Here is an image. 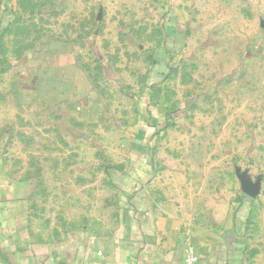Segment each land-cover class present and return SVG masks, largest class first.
<instances>
[{
	"label": "rangeland",
	"instance_id": "obj_1",
	"mask_svg": "<svg viewBox=\"0 0 264 264\" xmlns=\"http://www.w3.org/2000/svg\"><path fill=\"white\" fill-rule=\"evenodd\" d=\"M36 1L24 0V4L31 10L36 8ZM41 3L38 9L44 10L39 15L43 18L35 19L36 27L28 29L34 54L44 58L42 53L53 44L52 40L60 38L64 43L55 44L61 58L67 59L63 57L67 54V61H71L84 55L86 62L103 69H98L101 74L96 75L101 84L97 91L101 103L96 106V131L87 129L89 120L84 119V124L78 120L82 124L79 133L90 138L88 143L79 138L80 147L76 148L77 157L85 161L28 163L24 134L33 139L29 151L34 152L40 149L37 145L42 127L41 117L31 114L27 106H39L40 99L32 97L34 94L21 100L7 99L1 108V126L13 123L18 130L12 132L16 134L2 150L7 168L17 177L28 169L39 181L33 198L35 232L57 240L94 219H110V211L104 207L105 196H97L94 211L89 210L95 204L94 197L73 194L74 180L72 175L67 178L69 171L84 174L85 187L89 176L96 177L98 187L102 181H111L116 192L121 185L131 186L128 175L125 179L116 177L143 166L135 158L141 152L130 144L140 142L135 137L137 128L147 123L160 128L154 156L146 166L150 172H182L181 181L194 188L211 189L219 182L225 188V202L236 198L239 189L241 204H248L249 196L241 188L250 185L256 189V197L251 199L249 211L241 216L259 232L264 225V0ZM5 14L6 19H12V13ZM109 79L115 84L127 82L128 97L121 98ZM143 85L145 94L141 92ZM149 87L159 89L162 106L146 95ZM52 89L50 83H45L38 90ZM46 96L47 103L58 101L55 94ZM54 122L49 119V124ZM46 135L56 133L48 131ZM65 140L70 142L65 154L71 155L72 140L67 134ZM93 157L89 163L87 160ZM41 169L48 176L43 179L45 188L54 192L49 196L40 193ZM102 172L106 179H101ZM171 181L174 183V179ZM171 181L161 179V185L170 186ZM63 182L65 185L57 186ZM116 192L107 196L113 205L123 198ZM111 213L112 227L101 222L86 229L99 235L114 230L119 210Z\"/></svg>",
	"mask_w": 264,
	"mask_h": 264
},
{
	"label": "crops",
	"instance_id": "obj_2",
	"mask_svg": "<svg viewBox=\"0 0 264 264\" xmlns=\"http://www.w3.org/2000/svg\"><path fill=\"white\" fill-rule=\"evenodd\" d=\"M11 5L13 12L9 10ZM41 5V0H37L36 8L28 10L24 0H9L8 4L7 0H0V122L1 108L7 99L21 100L34 94L32 97L39 98L40 105L27 107L31 114L41 117L42 129L37 145L40 149L36 148L34 152L29 151L33 139L24 134L28 163H79L85 161L76 155L79 152L76 148L80 147L79 138L87 143L90 138L79 133L82 124L78 120L82 123L84 119L89 120L87 129L96 131V106L101 103L97 96V91L101 90L98 85L101 84L96 75L101 74L99 71L103 68L98 66L97 71V66L86 62L84 55L71 61H67V54L63 56L67 59L61 58L62 53L55 44L64 43L60 38L52 40L53 44L42 53L44 58L34 54V48L28 42V29L29 26L36 27L35 19L42 20L39 15L45 12L38 9ZM6 12L13 14L12 19H6ZM109 81L121 98L128 97L127 82L115 84L113 80ZM45 83H50L53 89L39 91ZM150 87L146 95L153 100L151 102L162 106L159 89ZM141 92L146 93V86L141 87ZM52 94L58 101L47 103L46 95ZM50 118L55 122L49 124ZM24 125L27 126V122ZM139 127L135 137L140 142L130 146L141 152L135 158L143 166L135 172H125L123 176L116 177L125 179L128 175L132 180L129 187L119 186L117 192L123 198L118 204L113 205L112 198L107 199L117 189L113 190L111 181H102L98 187L96 177L90 179L89 176L90 181L85 187L87 178L84 174L69 171L71 174L67 177L69 179L72 175L74 180L73 194L94 197L95 204L89 210L96 211L98 195L105 196L104 207L110 211V219L111 212L119 210L116 228L102 235L96 234L86 228L97 223L101 225V222L112 227L114 223L107 218L94 219L81 229L54 240L34 230L33 198L38 193L39 181L28 169L23 176L17 177L7 168L2 150L6 147L5 142L16 134L12 132L18 130L13 123L9 126L0 124V264H184L191 250L198 256V264H264V225L257 232L254 224L241 216L242 212L249 211L251 199L256 196L248 194L243 187L242 192L249 196L248 204H241L239 189L236 198L225 202V188L219 182L211 189L194 188L184 185L182 172H150L146 166L154 156L152 151L160 128L150 123ZM48 131H54L56 135L48 137ZM66 134L72 140L74 150L71 155L75 158L65 154V147L70 143L65 140ZM87 161L91 163L94 157ZM47 177L42 171L41 196L54 193L44 186L43 179ZM106 178V173L102 172L101 179ZM165 178L174 179V183L171 181L170 186H162L161 179ZM61 184L65 185L63 182L57 186Z\"/></svg>",
	"mask_w": 264,
	"mask_h": 264
},
{
	"label": "built area",
	"instance_id": "obj_3",
	"mask_svg": "<svg viewBox=\"0 0 264 264\" xmlns=\"http://www.w3.org/2000/svg\"><path fill=\"white\" fill-rule=\"evenodd\" d=\"M198 256L194 250H191L186 258L184 264H198Z\"/></svg>",
	"mask_w": 264,
	"mask_h": 264
},
{
	"label": "water",
	"instance_id": "obj_4",
	"mask_svg": "<svg viewBox=\"0 0 264 264\" xmlns=\"http://www.w3.org/2000/svg\"><path fill=\"white\" fill-rule=\"evenodd\" d=\"M244 184V183H243ZM244 190L248 193V194H250L251 196H256V189H251V186L250 185H244Z\"/></svg>",
	"mask_w": 264,
	"mask_h": 264
},
{
	"label": "trees",
	"instance_id": "obj_5",
	"mask_svg": "<svg viewBox=\"0 0 264 264\" xmlns=\"http://www.w3.org/2000/svg\"><path fill=\"white\" fill-rule=\"evenodd\" d=\"M9 3V0H7V4ZM8 7V5H6V8Z\"/></svg>",
	"mask_w": 264,
	"mask_h": 264
}]
</instances>
